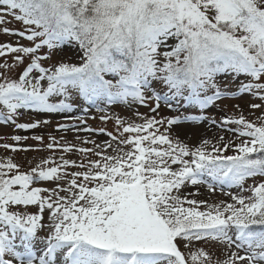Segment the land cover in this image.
I'll use <instances>...</instances> for the list:
<instances>
[{"label":"snow or ice","instance_id":"6c2138e0","mask_svg":"<svg viewBox=\"0 0 264 264\" xmlns=\"http://www.w3.org/2000/svg\"><path fill=\"white\" fill-rule=\"evenodd\" d=\"M13 21L21 27L6 26ZM0 30L27 41L0 44V123L37 128L49 121L18 122L22 110L70 112L74 96L98 112L138 104L156 114L133 112L140 123L102 115L118 135L84 129L111 138L86 141L93 148L50 138L47 148L86 162L52 156L25 171L0 158V264H264V179L255 180L264 178V0H0ZM65 49L72 55L49 63ZM237 95L259 100L249 107L261 112L249 119L234 105L239 115L212 119L227 137L191 144L172 133L180 116L159 115L162 104L203 113ZM11 139L0 147L31 150L18 143L27 137ZM189 185L241 193L209 203L182 195Z\"/></svg>","mask_w":264,"mask_h":264},{"label":"rangeland","instance_id":"374dc122","mask_svg":"<svg viewBox=\"0 0 264 264\" xmlns=\"http://www.w3.org/2000/svg\"><path fill=\"white\" fill-rule=\"evenodd\" d=\"M10 28H20V24L18 22L13 21L12 24L6 25ZM17 41L22 44H26L27 41L20 39L16 36H9L7 34H4L2 30H0V44L3 43H13L15 44ZM72 52L69 49H65L64 53H57L56 56L53 58L52 61L49 63H55L56 60L61 59L62 56H71ZM7 62L12 61V55L9 54L7 56ZM4 58H0V61H3ZM71 62H78L76 61L75 57L73 56V59ZM24 65H20L13 75H19L20 72L23 70ZM231 79V78H229ZM242 80H244V77H240L239 80H236L234 83L228 84V79L222 78V82L225 84H228V87L230 89H235L236 85L239 84ZM73 103V110L70 112L65 113H41V112H35V111H28V110H22L24 111V115L19 117L18 122L21 123H32L35 121H49V123H41L39 127L29 130H22L17 129L14 125L11 124H3L0 123V144H10L14 145L17 144V142L13 141L11 139L14 135H19L22 137H27V139L22 140L19 143V146L22 147H31V150L28 151H17L12 152L11 149H4L0 147V158H6L9 155H12L18 163H21L23 165V169L27 171L30 166H35L36 163H38L42 158H48V157H56L57 161L58 158L63 155L64 158L70 159V160H76L79 162L80 160L84 159L86 162V158L83 156V154L73 151L70 153L63 152L61 149H49L47 148V145L52 142L50 139L51 137H55L56 140L59 142V144H72L76 145L78 147H86V148H93L94 145L92 143H86V141H95L97 144H102L105 141H110L111 138L106 135L105 133H101L99 131H85L86 128H91L95 130L99 129H106L107 132H112L114 135H118L116 130V124L114 119H108V120H101L100 117L102 115H120L123 118L127 119H134L135 122L140 123L142 122L139 117H134L133 112L138 111L139 113L146 114L148 116L156 115L155 113H152L149 109V107H144L142 105H133L132 108H128L125 105L122 104H100V107H104L107 109L105 112H98L96 110L95 106L89 105L87 101H85L82 97H73V100L71 101ZM251 103H260L259 100L255 99L251 95H237L235 97H226L221 99L217 102V105L211 106L208 109H206L203 113H201L200 109L197 106L194 105H187L183 101L181 102V105L179 107H176L175 104L173 108H168L165 105H161V109L159 110V115L164 117H177L180 116L182 118V123L173 125L172 126V133L175 135H179L181 139L186 140V142H189L191 144H195L198 142V138L193 135V133L186 132L187 129L182 128L183 125H186L188 123H198L201 126H206L211 129L212 134L208 135L207 138H212L216 135H225V137L231 135V133H226L222 130V128L218 127L217 125H214L211 123L212 119H215L217 121L221 120L222 117L225 115H239V110L235 109L234 105H239L240 109L243 110V113L245 116H247L249 119H255L254 115H250V113H255L256 115H259L261 110L260 109H251L249 105ZM151 107L155 106L154 101L150 105ZM206 115L209 117L207 120L202 121H187L184 119V117L187 116H200V115ZM86 121V123H84ZM66 124V125H75V127H70L67 130L59 129L58 125ZM198 126V125H196ZM234 127V126H233ZM127 135V134H126ZM200 135V134H198ZM36 136H42L43 141L35 139ZM113 144H115V141H112ZM109 153L112 152V149L107 150ZM231 154V153H229ZM90 158L95 160L98 159V157L94 155H90ZM54 166V165H53ZM175 167V166H174ZM81 169L69 166L68 171H80ZM261 179L257 177L255 178L256 182H259ZM253 184V178H249L246 182L244 187L248 188L251 187ZM40 187H46V188H53L55 185L50 182H42L40 185H37ZM197 189L199 190V194L196 195ZM193 194L189 195V199H196V200H206L209 203H219L221 201L227 202V203H233L231 199V195H236L238 193H241V190L238 187H228L227 185H217L215 192H210L206 186L204 185H197V186H187L181 190L182 195L186 194ZM231 193V195H229ZM63 195V193H61ZM244 195H248L247 192L242 193ZM43 195V193H42ZM187 206V205H185ZM20 208H23V206H19ZM203 205H201V208L203 209ZM27 211L35 213L37 211V206L31 205L28 206ZM45 216V222L47 221L48 213L47 211L44 214ZM220 247V246H214ZM216 257L214 256V259Z\"/></svg>","mask_w":264,"mask_h":264},{"label":"bare ground","instance_id":"6f19581e","mask_svg":"<svg viewBox=\"0 0 264 264\" xmlns=\"http://www.w3.org/2000/svg\"><path fill=\"white\" fill-rule=\"evenodd\" d=\"M198 125V126H196ZM182 128L187 129L186 132H192L195 137L199 139L201 138H207L208 135L212 134V131L210 128L206 126H201L198 123H188L186 125H183ZM200 134V135H198Z\"/></svg>","mask_w":264,"mask_h":264}]
</instances>
